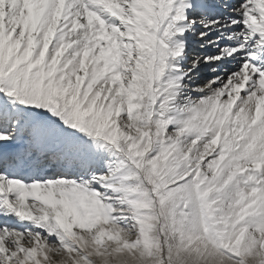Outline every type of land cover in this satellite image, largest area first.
I'll return each instance as SVG.
<instances>
[{
    "label": "snow or ice",
    "instance_id": "snow-or-ice-1",
    "mask_svg": "<svg viewBox=\"0 0 264 264\" xmlns=\"http://www.w3.org/2000/svg\"><path fill=\"white\" fill-rule=\"evenodd\" d=\"M0 264H264V0H0Z\"/></svg>",
    "mask_w": 264,
    "mask_h": 264
}]
</instances>
